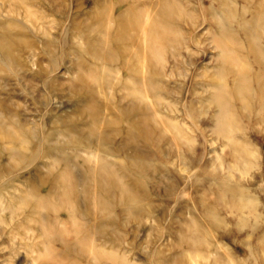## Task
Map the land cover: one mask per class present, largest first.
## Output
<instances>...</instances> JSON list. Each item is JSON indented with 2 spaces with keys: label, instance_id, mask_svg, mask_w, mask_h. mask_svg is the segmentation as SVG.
<instances>
[{
  "label": "rangeland",
  "instance_id": "374dc122",
  "mask_svg": "<svg viewBox=\"0 0 264 264\" xmlns=\"http://www.w3.org/2000/svg\"><path fill=\"white\" fill-rule=\"evenodd\" d=\"M22 1L27 10L0 0V264H264V121L233 99L240 130L230 143L214 130L209 99L218 39L250 74L259 69L245 32L258 0H174L180 43L166 54L160 89L175 109L161 107L141 131L130 120L145 108L121 110L131 79L109 37L118 1ZM255 33L264 52V22ZM170 114L180 135L159 122ZM12 129L24 140L3 137ZM241 144L251 164L234 149ZM122 183L139 207L126 206ZM219 183L242 188L253 208ZM68 184L71 203L59 199Z\"/></svg>",
  "mask_w": 264,
  "mask_h": 264
},
{
  "label": "bare ground",
  "instance_id": "6f19581e",
  "mask_svg": "<svg viewBox=\"0 0 264 264\" xmlns=\"http://www.w3.org/2000/svg\"><path fill=\"white\" fill-rule=\"evenodd\" d=\"M18 1L21 3L23 10H27L28 6L22 0ZM117 1L121 7L115 16L116 29L109 37L117 44L116 51L122 60L121 68L125 75L124 77L131 79V84L129 82L122 84L123 95L121 94V97L124 99L129 97V106L123 107L121 110L122 115H127L130 111L145 108L146 113L142 112L136 118L130 120V123L134 125L136 130L141 131L143 129L142 124L148 117L157 121L156 116L159 114L158 112L161 107L167 108L170 111L175 109V103L166 100L165 95L160 89L162 85L160 75H163V68L167 64L166 54L170 45L173 46L176 43H180L179 34L177 32L172 33L171 31L175 24L176 13H178L180 7L174 0ZM252 21L253 25L247 29L248 32L244 30L251 38L250 41L254 42V44H251V46L253 45L251 52L255 55V64L259 67L258 71L253 73L254 75L250 74L244 66L240 65V62L237 63L239 60L235 62L236 58H234L233 51H231L226 43L218 39V44L222 49L223 62L216 72L217 83L214 86L215 91L210 95L209 99L211 103L216 105L213 116L214 130L230 143L237 142L235 131L240 130L239 120L234 111L233 99L243 102V106L246 108L251 109L255 105V114L259 115V120L264 121V116H260L261 111L264 109V52L260 45L256 43L257 37L255 36V28L264 22V0H258L257 11L253 15ZM250 41H248V44ZM227 44H230V42ZM10 49L11 45L7 44V50L3 53V57L7 60L12 57ZM228 64L235 65V68L230 67ZM228 73L234 76L233 85L226 83ZM175 121H177L176 116L170 114L166 120L162 119L159 122L164 125V130H169L172 127L177 128ZM95 122H92L91 127L93 129ZM143 126L146 130L145 124ZM151 129L152 131L153 129L155 130L153 124L151 125ZM143 133L150 136L148 131H144ZM176 133L180 135V129L177 128ZM3 137L11 141H23L25 132L20 129H12L5 131ZM178 139H181V137L178 136ZM234 149L243 157V162H246L245 165L252 163L247 161L245 156L253 154V151L243 144L239 147L234 146ZM103 169L107 170L109 166L104 165ZM243 169H245L244 166ZM110 183L112 182L106 181L101 184L106 189L107 184ZM218 187L219 192L223 194L230 193L238 201L237 206L239 208H253L247 203L248 201L252 203V201L247 200V194L242 188L232 187L227 184L222 185V183H219ZM119 190L128 208L139 207L140 197L131 186L122 183ZM73 191V186L68 184V189L61 194L59 199L62 202L66 200L71 203L69 199ZM99 202L101 205L104 204L105 199L103 195L100 196ZM73 232L75 231H70V233ZM195 239H200V237H195Z\"/></svg>",
  "mask_w": 264,
  "mask_h": 264
}]
</instances>
